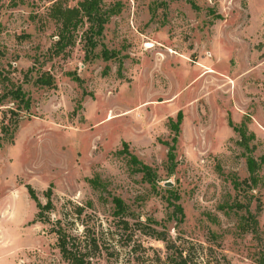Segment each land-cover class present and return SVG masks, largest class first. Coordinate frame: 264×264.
<instances>
[{
    "label": "rangeland",
    "instance_id": "obj_1",
    "mask_svg": "<svg viewBox=\"0 0 264 264\" xmlns=\"http://www.w3.org/2000/svg\"><path fill=\"white\" fill-rule=\"evenodd\" d=\"M80 1L0 0V93L31 97L12 139L2 124L17 105L0 103V264H75L59 224L88 264L167 260L151 228L190 264H264V0H103L118 11L102 34L84 17L62 41L54 14ZM28 186L51 202L40 215Z\"/></svg>",
    "mask_w": 264,
    "mask_h": 264
},
{
    "label": "trees",
    "instance_id": "obj_2",
    "mask_svg": "<svg viewBox=\"0 0 264 264\" xmlns=\"http://www.w3.org/2000/svg\"><path fill=\"white\" fill-rule=\"evenodd\" d=\"M102 1L103 0H81L78 6L76 7L65 8V9L58 8V11L54 14V16L58 18V20L62 23L64 28L61 31V36H62L61 40L63 41L66 38L65 30L70 29L72 27L73 28L78 27V25L83 22L84 17H87V19L90 21L91 29L94 35L102 34L104 30V26L108 22L109 18L118 11L115 8L103 9V6L101 4ZM186 1L191 3L192 5L195 4V0H186ZM88 40L91 45V48L97 45V42L93 40L92 37H89ZM117 55L118 53L115 51L112 50L110 51L107 49L103 50V56L106 60L116 58ZM0 75H2V72H0ZM37 81L41 85H54V79L52 78L51 75H49V73L42 74V76H40ZM7 98L11 99V101L17 105L15 108L10 109L11 111L10 118L6 123L4 121L2 124V132H4V137L12 139L13 132L17 129L18 123L21 119L20 111L29 110V108L31 107V97L27 94L26 91L23 90V88L20 85H13V87L10 88L8 91L0 93V103L4 102ZM182 119L183 116L182 113L180 112L178 114L177 122H173V120L170 121V125H172L171 128L175 131L176 136L180 131L179 126L182 122ZM235 130L239 132L242 138L240 144L249 150V140L254 135L251 134L250 136H247V129L245 125L235 127ZM174 140L177 141L176 137L174 138ZM175 147L176 146L174 144L169 147L168 158L171 162H173L175 159V149H176ZM123 151L128 152L127 154H129L131 160L137 165V167L135 168L136 170L151 174L150 166L139 160L136 157V155L130 153L129 150H125V148L124 150L123 149L119 150V153H122ZM248 165L251 173L253 174L251 176V179L253 183H255L257 181V177L255 175L256 162L251 156H248ZM92 181L95 182L94 180ZM28 191L30 193L31 198L35 200L37 203V207L39 208V215L41 214L43 209L45 210L49 209V207L51 206L50 201H48L47 204L43 205L38 200V197L36 196V192L31 186H28ZM114 202L117 208L119 209V213L124 211L125 208H123L122 206L123 200L121 198H114ZM175 207H176V211L183 214V208L180 205H177ZM249 217L251 219L250 226L252 225L253 229H256L258 224L257 218L255 217V215L252 214H249ZM121 225L124 228H127L129 227V222L127 220H122ZM150 230L151 231H146L145 233L151 235L152 237H155L156 239L166 242L167 249L169 250L167 260L160 261L159 264H190L189 256L184 255L183 249L176 247V244L173 241H171L170 237L164 231L157 230L156 228H151ZM91 245L96 249L99 248V244L95 239L93 240V243ZM91 245L88 246L91 247ZM58 246L64 258L74 261L75 264H88V262H86L85 260V257L89 255L88 250H86L85 247L76 245L73 241H71V237L63 229L61 224L58 225Z\"/></svg>",
    "mask_w": 264,
    "mask_h": 264
},
{
    "label": "water",
    "instance_id": "obj_3",
    "mask_svg": "<svg viewBox=\"0 0 264 264\" xmlns=\"http://www.w3.org/2000/svg\"><path fill=\"white\" fill-rule=\"evenodd\" d=\"M171 184V183H170Z\"/></svg>",
    "mask_w": 264,
    "mask_h": 264
}]
</instances>
